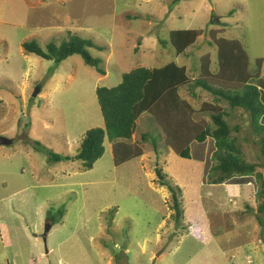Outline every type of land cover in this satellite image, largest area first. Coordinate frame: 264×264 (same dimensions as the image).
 I'll use <instances>...</instances> for the list:
<instances>
[{"label":"rangeland","instance_id":"1","mask_svg":"<svg viewBox=\"0 0 264 264\" xmlns=\"http://www.w3.org/2000/svg\"><path fill=\"white\" fill-rule=\"evenodd\" d=\"M171 2L0 0V137L12 140L0 146V264H264L259 182L248 176L209 184L216 164L210 137L192 141L190 158L182 159L167 147L169 137L153 116L143 113L124 141L140 149L139 157L114 166L104 138L91 169L74 159L48 162L50 154L72 158L88 131L104 128L96 88L117 86L135 68L173 63L191 79L177 91L184 119L212 132V115L221 114L242 159L261 163L247 114L218 93L225 89L213 43L241 45L247 84L264 105V0ZM188 29L200 34L175 56L168 32ZM71 36L103 49L88 52L101 60L105 75L78 55L55 67L22 49L33 41L45 51ZM206 60L208 76L201 70ZM198 79L216 93L195 85ZM168 188L177 196L178 218Z\"/></svg>","mask_w":264,"mask_h":264},{"label":"trees","instance_id":"2","mask_svg":"<svg viewBox=\"0 0 264 264\" xmlns=\"http://www.w3.org/2000/svg\"><path fill=\"white\" fill-rule=\"evenodd\" d=\"M180 1L172 0L171 7ZM199 34V31L192 29L169 31L168 42L175 56L184 55L186 49L196 42ZM212 35L213 33H211L213 39ZM214 42L217 48V63L220 67L218 77L223 82L221 87L225 89L224 93L217 92L228 101L231 108L242 109L247 114L249 129L253 137L257 138L260 164L246 163L242 159L234 138H229L230 128L221 114L212 115L216 126L212 132L208 129L198 130L197 126L191 123L190 118L184 119L186 113L184 115L183 102L178 99L177 91L190 84L191 79L186 75L185 67H178L173 63L153 69L135 68L123 74L117 86L96 88V102L103 118L104 128L88 131L72 158L50 154L48 162L59 163L74 159L81 161L85 168L91 169L103 155L104 138L110 143L114 166L135 159L141 155L140 149L136 145L125 144L124 141L131 138L140 116L149 113L161 127L167 137L166 140L169 137V141L166 142L167 147L171 146L173 152L182 159L190 158L188 146L192 141L202 143L206 137L214 140L213 158L216 164L210 168L209 184L219 185L234 177L254 176L260 185L256 194L258 199L256 219L259 222L260 216H264V124H260V119L264 116V105L260 102L257 88L247 84L249 80L248 74H245L247 57L241 45L235 40L216 39ZM137 45L139 46L140 43ZM22 49L27 54H34L53 62L55 67L69 57L78 55L85 65L93 68L99 75H105L101 60L92 57L88 52V49L98 51L103 49L91 40L71 36L59 46L49 43L45 51L32 41L22 43ZM201 70L202 74L208 76L207 60ZM195 85L207 92L216 93L205 81L198 79ZM231 130L238 132L240 128L234 126ZM156 175L160 185H165L159 171H156ZM168 190L173 200L175 217L178 218L181 213L177 196L173 189L168 188Z\"/></svg>","mask_w":264,"mask_h":264},{"label":"water","instance_id":"3","mask_svg":"<svg viewBox=\"0 0 264 264\" xmlns=\"http://www.w3.org/2000/svg\"><path fill=\"white\" fill-rule=\"evenodd\" d=\"M39 93V88H35L33 93L31 94V98H35L37 94ZM12 144L11 139L0 137V146H9ZM50 231V225L46 224L42 233V241H46V235Z\"/></svg>","mask_w":264,"mask_h":264},{"label":"crops","instance_id":"4","mask_svg":"<svg viewBox=\"0 0 264 264\" xmlns=\"http://www.w3.org/2000/svg\"><path fill=\"white\" fill-rule=\"evenodd\" d=\"M185 1V0H184ZM186 1H188V0H186Z\"/></svg>","mask_w":264,"mask_h":264}]
</instances>
